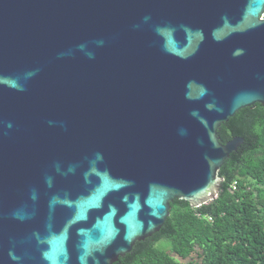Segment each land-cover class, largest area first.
Returning <instances> with one entry per match:
<instances>
[{"label":"water","instance_id":"1","mask_svg":"<svg viewBox=\"0 0 264 264\" xmlns=\"http://www.w3.org/2000/svg\"><path fill=\"white\" fill-rule=\"evenodd\" d=\"M264 106V0H0V264H116L215 201Z\"/></svg>","mask_w":264,"mask_h":264},{"label":"trees","instance_id":"2","mask_svg":"<svg viewBox=\"0 0 264 264\" xmlns=\"http://www.w3.org/2000/svg\"><path fill=\"white\" fill-rule=\"evenodd\" d=\"M218 136L244 144L221 169L217 199L197 209L175 200L160 233L116 264H264V106L241 110Z\"/></svg>","mask_w":264,"mask_h":264},{"label":"rangeland","instance_id":"3","mask_svg":"<svg viewBox=\"0 0 264 264\" xmlns=\"http://www.w3.org/2000/svg\"><path fill=\"white\" fill-rule=\"evenodd\" d=\"M163 244L165 245L164 247H166V248L169 247L168 244H167V242L164 241ZM167 246H168V247H167ZM158 248H163L162 243H160V244L158 245ZM174 258H175L176 260H179L178 257H175V256H174Z\"/></svg>","mask_w":264,"mask_h":264},{"label":"built area","instance_id":"4","mask_svg":"<svg viewBox=\"0 0 264 264\" xmlns=\"http://www.w3.org/2000/svg\"><path fill=\"white\" fill-rule=\"evenodd\" d=\"M232 189L233 191L237 189V182H234L233 185H232Z\"/></svg>","mask_w":264,"mask_h":264}]
</instances>
